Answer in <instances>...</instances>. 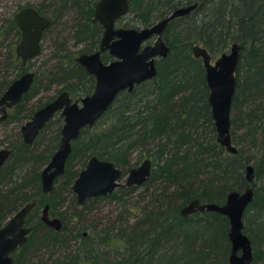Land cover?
I'll return each instance as SVG.
<instances>
[{
	"label": "trees",
	"instance_id": "1",
	"mask_svg": "<svg viewBox=\"0 0 264 264\" xmlns=\"http://www.w3.org/2000/svg\"><path fill=\"white\" fill-rule=\"evenodd\" d=\"M69 1L77 15L91 17L93 10L87 4ZM194 2L193 10L167 26V31L177 34V40H171L173 52L157 62L156 76L124 95L128 96L124 102L111 106L93 130L82 131L73 142L66 174L70 184L76 174L72 166L76 159L84 165L95 154L127 168L137 149L153 162L145 185L157 178L164 181L160 194L151 195L143 209L131 214L133 220L118 227L115 235L123 248L113 250L112 258L103 260L104 264H228L227 217L211 210L183 216L180 208L193 198L223 203L230 190L247 185L244 167L248 162L254 166L255 177L264 176V0H131V10L148 21ZM233 42L240 45L230 125L235 153L216 141L204 67L190 52L191 44L199 43L215 58ZM62 69L60 65L53 81L62 83ZM10 147L0 177L3 172L11 176L12 191L0 189V224L20 197L16 190L25 188L29 180L34 182V172L30 179L16 172L32 159L29 147L20 139ZM49 156V152L42 153L40 165ZM252 185L254 197L244 212L243 228L252 243L251 264H264V183ZM135 188L124 187L123 191ZM119 190L112 196H119ZM51 197L54 199V194ZM50 203L55 206V201ZM65 231L46 229L40 241H35L33 233L23 248L14 252V264H21L19 255L24 248L32 242L39 246L41 241L52 247L43 264H84L87 259L101 264L91 233L83 236L78 232L80 246L69 248L62 245L71 240ZM111 233L101 234L100 244L109 243L112 238L107 235Z\"/></svg>",
	"mask_w": 264,
	"mask_h": 264
},
{
	"label": "water",
	"instance_id": "2",
	"mask_svg": "<svg viewBox=\"0 0 264 264\" xmlns=\"http://www.w3.org/2000/svg\"><path fill=\"white\" fill-rule=\"evenodd\" d=\"M196 5L194 2L178 7L150 28H143L140 31L135 29L120 30V32L128 34L126 36L132 37L131 41L135 45L130 42L128 45L127 38L121 39L115 51L112 52L119 59L110 64L106 65L99 61V52L91 55L81 54L77 58L89 71L97 75V83L93 93L82 98V105L78 106L75 102L70 104L66 93L62 92L57 98L37 110L31 119L22 126L23 140L30 143L39 128L52 113L63 104L65 105L61 111L64 115V123L61 127L58 148L40 173L41 185L44 191H50L54 178L63 173L64 163L71 150V140L79 134L80 128L86 124L91 125L105 111L119 89L125 86L131 89L134 83H139L156 73L154 57L156 55H166L168 46L159 35L153 45L145 46L138 52L141 39L146 38L154 31L160 34L169 19L188 13ZM127 6L128 0H99L95 5L94 19L103 23L106 27V33H111L113 20L124 13ZM16 19L23 29V38L17 47V53L25 61L28 57L37 53L38 49L36 40L34 41V30H31L30 26L34 23V19L40 21H45V19L41 18L31 7L19 10ZM239 50V43L233 42L226 51L221 52L216 58L212 59L204 46L200 44L192 46L194 56L201 58L204 67L208 87L207 101L215 128L216 141L231 153L237 152V147L232 143L230 125ZM32 77L33 73L31 71L23 73L7 88L0 98V103L7 98L11 100L10 104L20 99L22 94L29 89ZM9 153L10 151L7 148L0 149V167ZM151 161L150 158L145 157L139 165L131 167L125 185L144 182L150 174ZM121 174L122 170L112 160L91 155L71 185L72 191L76 194L77 202L81 204L88 197L112 192L117 185H120L116 180L121 177ZM244 176L247 185L241 190H230L226 194L223 203L200 202L198 198H193L180 208V213L183 216L196 211L211 210L227 217V236L230 243L228 264H251L253 260L251 239L243 228L244 212L254 197L252 183L255 179V173L252 163L248 162L245 165ZM32 206L33 202L25 203L4 224L0 225V264H14L12 252L27 240V233L30 228L24 227L23 223ZM47 206L48 204L45 205L41 216L43 221L59 229L60 220L57 217H48L46 213Z\"/></svg>",
	"mask_w": 264,
	"mask_h": 264
},
{
	"label": "flooded vegetation",
	"instance_id": "3",
	"mask_svg": "<svg viewBox=\"0 0 264 264\" xmlns=\"http://www.w3.org/2000/svg\"><path fill=\"white\" fill-rule=\"evenodd\" d=\"M63 1L34 0V2H26L23 4L20 3L18 5V8L12 11L11 13H8L6 9H4L3 13L0 15V98L6 92L7 88L23 73L27 71H31L33 73L32 83L29 89L22 94L20 99L10 104L11 100L7 98L4 102L0 103V133L5 134L3 138L5 140L0 139V146L2 145L0 149L7 148L10 151L8 157L1 165L0 169L10 157L11 154L10 143H16L20 139L22 143H24L29 147L28 148L29 150L30 149L31 151L33 150V152H31L32 159L29 161V163H31L32 166V171L28 177L26 176L25 177L27 179L28 178L30 179L31 175L34 172V182L29 180L27 182L28 185L25 188L22 187V189H20L19 192L16 190V193H18L20 197L16 200L17 202L14 208L10 210V213L7 214V216L2 220L0 224V225L4 224L8 220V218L22 205L28 202H33V206L27 213L23 223L24 227L30 228V230L27 233L26 242H28L30 236L33 233L34 235L36 234V232L43 233L46 231V229H50L54 231H62L63 228L66 229L68 227L67 218L65 220L63 218V212L65 214L66 211L63 210V212L58 213L53 209L52 203H50V200L54 201L55 199H57V194L54 189L55 183L60 178L63 179L61 190L65 191L68 194H72L74 198H76V194L72 191L71 185L75 177L78 175L79 171L85 166L87 159L91 155H95V154H91L86 159L84 165H82V163L77 159L75 160L76 162H80V169L76 171L72 183L70 184L66 174H67L68 158L73 149V142L82 135V131L84 130L90 131L89 129L91 128H92L91 130H93L98 120L105 114V112L111 106L124 102L128 98V96H124V95L131 93L136 88L137 85L147 82L156 76L157 67H158L157 62L159 60L167 58L169 54L173 52V48L171 46V40H177V34L167 31V26L175 18L181 17L185 14L178 15L169 19L168 23L165 25V27L163 28L160 34L154 31L150 33L146 38L143 37L141 39L138 47L139 49L138 52H140L145 46L153 45L159 35L163 40V42L168 46V51L166 55L164 56L156 55L154 57L156 73L153 76L143 81H140L139 83H134L131 89H129L128 86L119 89L115 93L112 102L108 105L105 111L91 125L86 124L80 128L79 134L74 139L71 140V150L64 163V171L63 173L59 174L57 177L54 178L53 186L50 191H44L42 189L40 173L43 167L49 162L55 150L58 148L61 137V127L64 123V115L61 113V111L65 105L63 104L60 108L56 109L52 113V115L39 128L38 132L33 137V140L30 143H27L23 140L22 126L28 120L31 119L32 115L37 110L41 109L43 106H45L46 104L57 98L62 92L66 93L67 97L69 98L70 104L75 102L78 106L82 105V101H81L82 98L89 96L93 93L97 83V75L94 72L89 71L82 63H80V61H78L77 58L81 54L91 55L93 53L99 52L98 55L99 61L106 65L110 64L111 62L119 59V57L116 54H113L112 52L115 51L116 46L118 45L121 39L127 38L128 45L129 42L135 45V43L131 41L132 37L126 36L128 34H125L124 32H120V30L135 29L137 31H140L143 28H150L156 22L162 20L167 15H169L176 8L189 5V4L179 5L171 9L167 14H165L162 17L152 18L148 21H142L140 17H138L131 10V0H128V6L126 11L113 20L111 26V33H106V27H104L103 23L100 20L94 19L95 5L99 0H74L76 3H74L73 1L72 4L74 5L81 3L80 5L87 4L88 8L90 7L92 8L93 11L91 12L92 14L91 17L90 18L88 17L86 19L82 15L80 16L77 15L75 11L69 8V5L71 4L69 0H66L65 2ZM26 7L33 8L34 11H36L41 18L45 19V21L34 19V23L31 24L30 29L34 30V41L36 40V47L38 49H37V53H34L32 56L28 57L25 61H23L22 56L17 53L18 52L17 47L23 38V29L21 27V24L16 19V14L19 10ZM194 44H199V43H193L190 46V52L193 56L194 54L192 51V46ZM33 51L35 52V49ZM177 51H178L177 48H174V52ZM43 52H47V53H45L44 57L41 60V63H39L35 67V69H29V65L30 67L34 65L35 59L37 58L38 60L39 58L38 56H41ZM194 57L200 58L196 56ZM23 65H26L25 69L22 68ZM60 65L62 66L63 68L62 71L64 72L62 83L53 81L54 77L60 73L58 71ZM43 66H45V69L40 70V68H42ZM39 73L41 74L43 80L46 82L43 86H41V90L51 89L52 86L55 87V85L58 87L56 89L54 88L55 90L53 89V92L45 96L43 100H39L37 103L35 102L32 104L31 107L27 108V104L29 100L31 98H34L35 95L41 92L39 90V87L36 86V84L38 83ZM46 131L51 137H49L45 143H42L44 144L43 148L37 151V149H39V144H38L39 136L42 134V132H46ZM45 152L46 153L49 152L50 156L43 163L44 164L43 167L39 169L38 167L41 163V160L43 159L42 153ZM140 163L141 161L136 165H131V166L129 165L127 168L115 164L116 166L120 167V169L122 170L121 177L116 180L117 182L120 183V185H117L112 192L107 193L105 195L88 197L81 204H79L77 200H75L77 204V208L80 211H82L88 202L97 200V198L99 199L100 197H104V196L114 197L112 196V193L116 191L118 188H124V187L130 188L133 186L138 187L144 184L152 173V168H153L152 161H151L150 174L144 182H142L141 184L132 183L131 185H125V180L129 169L131 167L139 165ZM72 166H74V164ZM123 177H125V179L122 182L121 179H123ZM2 180L3 179L0 177V181ZM11 187L12 185L7 190L5 188L4 190L1 188L0 189L5 192L12 191ZM53 194H54V199L51 197V195ZM46 204H48L46 209V213L48 217L49 218L57 217L60 220L59 229H56L53 226H50L43 221L41 216ZM77 215H79V212H77ZM67 233L70 234L68 230ZM81 233L83 236H86L88 234L86 230L81 231ZM101 234H103L102 230L100 231V236L102 237ZM26 242L23 245L18 246L15 249V251L12 252V256L14 255V252L23 248ZM41 243L38 247H36V249H42L44 247L50 248V246L47 245L44 246V243L42 241ZM70 243L71 240L68 241L67 244H65L66 245L65 247L71 246ZM97 244L99 245L100 242L99 243L97 242ZM34 254H36V252L33 251L32 255ZM99 254H100L99 260L101 264H104L103 260H108L112 258L110 255H112L113 252H111L110 254H104L101 251ZM81 259H83V257ZM85 259L86 258H84V260ZM84 264H94V263H92L90 259H87L84 261Z\"/></svg>",
	"mask_w": 264,
	"mask_h": 264
},
{
	"label": "rangeland",
	"instance_id": "4",
	"mask_svg": "<svg viewBox=\"0 0 264 264\" xmlns=\"http://www.w3.org/2000/svg\"><path fill=\"white\" fill-rule=\"evenodd\" d=\"M26 2H34V0H0V15L3 13L4 9L8 13H11L15 9L18 8V5L20 3H26ZM70 13V12H69ZM58 25V24H57ZM45 53L41 56H38L35 59V64L30 67L29 69H35V67L41 63L42 58L44 57ZM45 66L40 68V70H44ZM46 82L43 80L41 74L39 73V78H38V83L36 84L37 87H39V90L41 91L39 94L35 95L34 98H31L27 104V108L31 107L33 103H37L39 100H43L45 96H47L49 93L53 92V89L57 88L58 86L55 85V87L52 86L51 89H42L41 86H43ZM54 89V90H55ZM92 129V128H91ZM89 129V130H91ZM2 130V129H1ZM238 132H240L238 130ZM1 134V133H0ZM5 136L4 133L0 135V139H3ZM51 137L48 132H42V134L39 136L38 139V144H39V149L37 151L41 150L44 146V144L47 141V139ZM7 141V140H6ZM235 145V144H234ZM2 146V145H1ZM0 146V147H1ZM236 146V145H235ZM151 148V145L149 146ZM34 149V147H33ZM33 152L30 149V154ZM144 152L140 151V149H137L134 151L131 155L130 159V166L131 165H136V162L139 163L146 155H143ZM142 156V157H141ZM149 157V156H148ZM45 162V161H44ZM43 162V163H44ZM41 164L39 169L43 167L44 164ZM251 163V162H250ZM76 171L80 169V162H73ZM32 171V166L31 163L24 164L22 166H19L16 169L17 174L19 176H26L28 177ZM255 173V171H254ZM7 172H3L1 175V178L3 179L0 182V188L4 190V188L7 190L10 188L12 183L8 179V177L11 179L10 175H7ZM125 177L121 179L123 182ZM62 180L59 179L55 183V191L57 194V199H55V206L53 209L56 212H63L66 211L64 214L63 212V218L64 220L67 218V228L66 231L70 234H68V237H71V243L69 247H73L76 244L79 245L78 243L81 242V236L79 235V230L80 232L83 230H86L88 233H91L92 239L95 240L94 246L95 249H99L100 252L104 254H110L115 251L116 248L119 250L123 248L122 243L118 242V237L115 235L116 230H118V227L120 225L124 226L126 220H133L132 215L134 213H138L140 208L143 209L144 204H146L147 199L154 194H160V191L164 185V181L161 180L160 178H157L153 183L149 184L148 186L142 184L141 186L136 187L135 189L131 191H123L124 188H121V190L118 191L117 197H100L97 200H94L92 202H88L86 206L83 208L82 211H80L77 208V204L75 202L76 198L72 194H68L65 191L61 190L62 187ZM256 185L260 186L264 183V176L257 178L255 177L254 182ZM174 185H172L170 188L173 189ZM254 187V186H253ZM54 193V192H52ZM121 194V195H120ZM138 208V210H137ZM77 212H79V215H77ZM244 220V219H243ZM120 226V227H122ZM85 227V228H83ZM102 230L103 234L107 232H112L111 235H107L111 241L109 243H101L100 245L97 244L100 239V231ZM65 231V233H66ZM42 235V232H36V234H33V237L35 236V241H37ZM108 238V239H109ZM106 239L105 241H108ZM120 241V240H119ZM121 242V241H120ZM67 244V243H66ZM64 247L66 246L65 244H62ZM119 245V247H117ZM80 246V245H79ZM38 247L34 242H32L29 246L24 248L22 250V253L20 252L19 258H20V263L21 264H43L44 261L46 260V257L49 256L51 253L52 247L50 248H42V249H36ZM54 249V248H53ZM36 252V254L29 256L32 254V252Z\"/></svg>",
	"mask_w": 264,
	"mask_h": 264
}]
</instances>
